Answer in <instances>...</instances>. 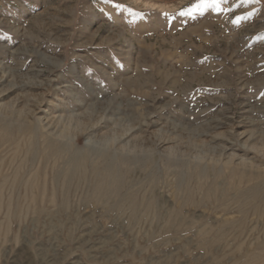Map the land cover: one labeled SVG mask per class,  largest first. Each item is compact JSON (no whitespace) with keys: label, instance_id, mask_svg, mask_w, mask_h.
I'll use <instances>...</instances> for the list:
<instances>
[{"label":"rangeland","instance_id":"rangeland-1","mask_svg":"<svg viewBox=\"0 0 264 264\" xmlns=\"http://www.w3.org/2000/svg\"><path fill=\"white\" fill-rule=\"evenodd\" d=\"M262 143L264 0H0V264H264Z\"/></svg>","mask_w":264,"mask_h":264},{"label":"bare ground","instance_id":"bare-ground-1","mask_svg":"<svg viewBox=\"0 0 264 264\" xmlns=\"http://www.w3.org/2000/svg\"><path fill=\"white\" fill-rule=\"evenodd\" d=\"M95 140H88L87 141V145L91 146V147H97L100 146L99 143L94 142ZM161 143V142H160ZM262 148L258 149L256 147L252 148L256 151H262L264 148V143L260 144ZM243 147L247 148L248 145L246 144V142L243 144ZM99 150V154H101V149L97 148ZM243 150V149H242ZM101 152V153H100ZM90 156V155H89ZM95 166L96 162L93 161V159L91 160V158H87V157H81V159L79 160L77 165H74L73 168V174L71 176V178H69V180H73L74 176H79L80 177V173L85 171V168L88 166ZM223 167L228 170V173L231 174L232 176L235 177H241V175L245 176L248 175L249 177H253L252 175H254L255 172L254 170L256 169V166L254 165L253 162H247L246 160L243 159V161L241 160V162L239 163H233L232 159L226 161L223 164ZM98 169L94 168V171L96 173V176L98 175ZM110 170H108L109 172ZM249 173V174H248ZM240 175V176H239ZM258 177V176H257ZM262 178V177H261ZM80 179V178H79ZM239 179V178H238ZM254 180H256V183H252L250 185V187L247 190V198L243 203H240L242 207H251L252 210H256V212H261V210L259 209H263L264 210V179H260L258 180V178H255V176L253 177ZM77 180V179H75ZM121 182L119 180H117V182L115 183L116 186H120ZM237 187V186H236ZM88 191H86L87 193ZM88 196V195H87Z\"/></svg>","mask_w":264,"mask_h":264},{"label":"snow or ice","instance_id":"snow-or-ice-1","mask_svg":"<svg viewBox=\"0 0 264 264\" xmlns=\"http://www.w3.org/2000/svg\"><path fill=\"white\" fill-rule=\"evenodd\" d=\"M219 2H220V0H212V4L214 5V6H216V5H218L219 4ZM244 2H247V0H244ZM205 3V0H202V4H204ZM201 5H198V7H200ZM117 8H119V5H117ZM182 15H183V13H181Z\"/></svg>","mask_w":264,"mask_h":264}]
</instances>
